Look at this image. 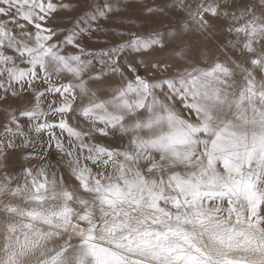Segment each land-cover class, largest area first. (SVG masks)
I'll return each mask as SVG.
<instances>
[{
  "label": "snow or ice",
  "instance_id": "obj_1",
  "mask_svg": "<svg viewBox=\"0 0 264 264\" xmlns=\"http://www.w3.org/2000/svg\"><path fill=\"white\" fill-rule=\"evenodd\" d=\"M198 7L187 15L206 25L259 19L264 0ZM122 11L0 0V264H105L101 251L110 264H257L211 254L234 245L264 264V51L239 81L219 59L182 68L186 48L148 55L175 32ZM237 43L252 54L260 41Z\"/></svg>",
  "mask_w": 264,
  "mask_h": 264
},
{
  "label": "rangeland",
  "instance_id": "obj_2",
  "mask_svg": "<svg viewBox=\"0 0 264 264\" xmlns=\"http://www.w3.org/2000/svg\"><path fill=\"white\" fill-rule=\"evenodd\" d=\"M210 0H182L183 10H178L177 0H123V7L126 11L117 13V16L134 17L140 22L141 30H161L173 31L176 36L170 43H166L163 49H155L149 53V56L164 57L176 48H186L187 55L180 60L182 68L202 67L206 64H211L215 59L227 62L228 66L233 69L234 78L239 81L241 76L245 75L252 66L247 62L250 55H259L260 50L264 51V12L260 14L259 19L249 17L247 13L239 19H225L222 17H212L205 15L204 20L207 24H203L198 18L193 22V18L187 13L196 12L199 15L200 4H208ZM212 3H223L224 0H211ZM229 4L232 0H227ZM256 0H251L255 4ZM173 4L172 8L168 4ZM145 5H156L162 11H158L155 15L148 17L141 14V10ZM236 5H240V0H236ZM239 15V14H238ZM251 20V26L248 21ZM188 27L185 30L184 25ZM241 24L244 25L247 31L253 32L249 37L241 33H230L225 29L229 25ZM117 27H124V25H117ZM245 39L252 41L259 40L260 44L254 46L252 54L247 53L240 44L239 40L243 42ZM102 45H94V47H101ZM260 68L264 69V56L261 57ZM239 63L240 67H236ZM176 71V68L171 70ZM257 77L260 76V69H253ZM143 74V73H142ZM3 139V137H0ZM3 163V160H0ZM2 215V213H0ZM4 230L3 223H0V236ZM100 235V233H98ZM122 233L117 232L112 239L118 240ZM75 239V238H74ZM202 246L205 251L210 250V242L207 237L203 238ZM219 247V246H217ZM211 254L219 257L241 258L247 257L250 261L256 260L260 264L261 258L256 254L252 248H241L239 246L222 247L219 248V253L211 251Z\"/></svg>",
  "mask_w": 264,
  "mask_h": 264
},
{
  "label": "bare ground",
  "instance_id": "obj_3",
  "mask_svg": "<svg viewBox=\"0 0 264 264\" xmlns=\"http://www.w3.org/2000/svg\"><path fill=\"white\" fill-rule=\"evenodd\" d=\"M261 13H262V12H261ZM260 51L262 52L263 50H260ZM263 68H264V67H263ZM172 70H173V69H172ZM99 254H100L101 257L104 259L105 264H110V262L113 261V259H114L112 256L105 254L103 251H101Z\"/></svg>",
  "mask_w": 264,
  "mask_h": 264
}]
</instances>
